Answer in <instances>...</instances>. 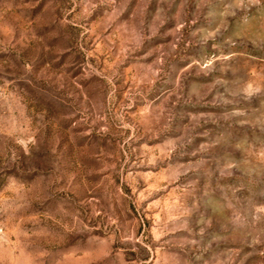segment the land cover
I'll return each instance as SVG.
<instances>
[{"label": "rangeland", "instance_id": "rangeland-1", "mask_svg": "<svg viewBox=\"0 0 264 264\" xmlns=\"http://www.w3.org/2000/svg\"><path fill=\"white\" fill-rule=\"evenodd\" d=\"M0 264H264V0H0Z\"/></svg>", "mask_w": 264, "mask_h": 264}]
</instances>
